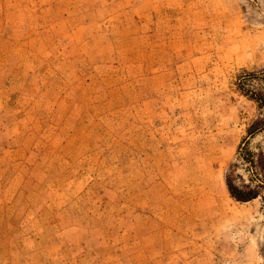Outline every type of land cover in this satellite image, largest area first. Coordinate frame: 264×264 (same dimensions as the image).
<instances>
[{"label":"rangeland","instance_id":"rangeland-1","mask_svg":"<svg viewBox=\"0 0 264 264\" xmlns=\"http://www.w3.org/2000/svg\"><path fill=\"white\" fill-rule=\"evenodd\" d=\"M5 124L0 264H264V0H0Z\"/></svg>","mask_w":264,"mask_h":264},{"label":"trees","instance_id":"trees-1","mask_svg":"<svg viewBox=\"0 0 264 264\" xmlns=\"http://www.w3.org/2000/svg\"><path fill=\"white\" fill-rule=\"evenodd\" d=\"M249 133L251 134L252 132L249 131ZM242 143L243 146H240V151L241 149H245V151H241V157L242 159H245V161L252 163V160H250V158L249 160L248 158H246V155H248L249 153L247 147H244L247 143V140H244ZM225 183L230 196L238 201H248L256 198L259 195V188L263 186L260 183L251 184L246 183L243 180L236 179V176L233 175L232 170L226 172Z\"/></svg>","mask_w":264,"mask_h":264},{"label":"crops","instance_id":"crops-1","mask_svg":"<svg viewBox=\"0 0 264 264\" xmlns=\"http://www.w3.org/2000/svg\"><path fill=\"white\" fill-rule=\"evenodd\" d=\"M147 10L145 9V8H141V12H146ZM155 11V10H154ZM157 12L155 11V14H156ZM179 16H182L181 14L179 15ZM177 18H180V17H177ZM176 18V19H177ZM163 20L164 19H159L158 17H154V16H151V19H150V23H151V25L152 26H155V30L157 31L158 29H159V27H161V26H164V24H163ZM160 21H162V22H160ZM162 23V24H161ZM167 23H170V21H168ZM175 24H177V21H176V23ZM163 41H159V42H164L166 39H162ZM167 40L168 41H170L171 39H168L167 38ZM155 45H158V41H156L155 42ZM11 128H13V126H11V125H6L5 124V126H1L0 125V132L1 133H3V134H5V135H7V137H12L11 136Z\"/></svg>","mask_w":264,"mask_h":264}]
</instances>
